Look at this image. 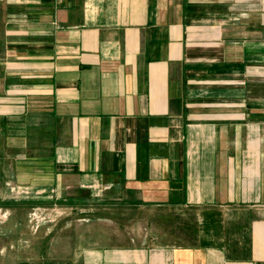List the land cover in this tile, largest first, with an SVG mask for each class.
I'll use <instances>...</instances> for the list:
<instances>
[{"label": "crops", "instance_id": "obj_1", "mask_svg": "<svg viewBox=\"0 0 264 264\" xmlns=\"http://www.w3.org/2000/svg\"><path fill=\"white\" fill-rule=\"evenodd\" d=\"M217 3L0 0L1 257L42 234L49 264L51 225L17 238L39 207L112 216L100 264H264V12Z\"/></svg>", "mask_w": 264, "mask_h": 264}, {"label": "rangeland", "instance_id": "obj_2", "mask_svg": "<svg viewBox=\"0 0 264 264\" xmlns=\"http://www.w3.org/2000/svg\"><path fill=\"white\" fill-rule=\"evenodd\" d=\"M217 1V7L222 8L223 12L217 9L218 17L215 22H217V25L221 23L225 25L231 24L234 29H239L241 25L246 29L255 27L258 17V15H256L257 11L263 9L262 11L264 12V0ZM224 11H227L225 12L226 15L223 14ZM9 189V193L12 195L11 197L15 200L29 196L28 189H21L22 191H18L17 187L13 185H9ZM17 193H20V195H17ZM34 209H39V207L31 208L27 214L26 225L28 230H22L20 233H22L23 237L19 235L17 238H24L25 235H28V231L31 235L39 231H49L48 227L43 230L42 225H51L53 227L51 231L55 233L53 241H56V243L55 252L52 254L53 258L51 257L49 264H100L95 259L96 252L119 250L118 248L120 247L127 248L129 246L127 243L120 244L117 242V240L120 241L119 239H124L122 236L120 237L116 234L120 231L122 233L123 230L113 226V221L110 220L112 216H106L107 219L104 223L100 222L98 226L94 225L88 227L86 224L79 225L76 222H70V220L65 222L66 219L70 218H64L63 214L49 215L48 212H45V215L41 213V217L39 218L34 214ZM7 214V212L0 211V223L4 222L6 218L9 217ZM17 238L14 240H17ZM31 239L32 238H30L31 244L29 245L31 247H29L27 251H18V253L10 251L8 254L4 253V257L0 255V264H39L40 262L45 264V261L39 260L37 252H44L46 250L47 246L44 242H46L48 238H44L41 234L40 238H36V242H33ZM7 241V239L3 241L2 245L0 243V248L8 244ZM14 246H16V244H14ZM123 258L121 257V259Z\"/></svg>", "mask_w": 264, "mask_h": 264}]
</instances>
